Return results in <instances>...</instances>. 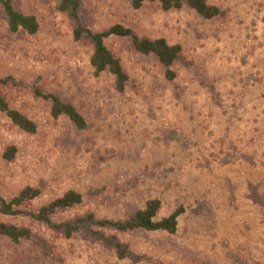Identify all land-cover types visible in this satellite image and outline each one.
Masks as SVG:
<instances>
[{
    "label": "rangeland",
    "instance_id": "obj_1",
    "mask_svg": "<svg viewBox=\"0 0 264 264\" xmlns=\"http://www.w3.org/2000/svg\"><path fill=\"white\" fill-rule=\"evenodd\" d=\"M58 1L13 0L35 16L34 34L11 32L0 10V79L14 81L0 84V94L36 125L25 132L0 111V196L38 189L22 205L36 210L67 190L80 193L55 221L123 219L153 198L157 218L183 212L173 233L102 230L145 257L138 262L83 234L0 214L30 231L18 240L0 235V264H264V0H207L221 11L210 19L186 5L82 0L93 30L120 24L181 47L169 80L152 53L108 37L128 77L120 92L110 72L91 67L92 46L74 39ZM34 87L72 104L86 127L53 117Z\"/></svg>",
    "mask_w": 264,
    "mask_h": 264
},
{
    "label": "trees",
    "instance_id": "obj_2",
    "mask_svg": "<svg viewBox=\"0 0 264 264\" xmlns=\"http://www.w3.org/2000/svg\"><path fill=\"white\" fill-rule=\"evenodd\" d=\"M132 8H139L145 2H157L163 10L179 9L186 5L196 11L205 19L219 16L221 11L207 0H128ZM58 10L65 13L72 23V34L76 40H86L92 46L90 65L96 73L110 72L114 77V87L117 91H123L127 82V74L119 59L105 44L110 36L129 38L132 46L143 54L152 53L164 69V75L172 80L175 72L172 65L181 60V47L178 44L171 45L164 38H146L139 36L131 28L120 24H114L103 30H93L84 21L82 16V0H59ZM2 11L7 27L11 32L22 30L28 34H34L38 30V22L34 15L24 14L14 6L13 0H0ZM14 82L11 77L0 79V84ZM33 93L51 103L50 113L53 117L66 116L78 129L86 127L85 118L70 103L62 101L53 93L44 92L34 87ZM0 111L21 130L33 133L36 130L35 123L28 119L20 111L9 106L5 98L0 94ZM39 194V190L26 187L18 195L7 200L0 196V214L6 216H28L47 227L62 233L65 237H71L75 233L83 234L84 237L96 239L106 246L113 248L119 258H129L133 262L144 260L143 255L134 253L127 244L118 240L114 234L106 235L102 230L126 232L134 229L163 230L173 233L177 228V218L183 212L179 207L169 215L157 218L160 209V200L157 198L146 201L142 208L129 213L123 219L97 218L93 213L77 215L73 218L55 221L52 218L57 211H62L79 204L82 195L74 190H67L61 196L54 198L41 205L36 210H27L22 207ZM0 235L12 240L28 238L30 231L24 227L0 221Z\"/></svg>",
    "mask_w": 264,
    "mask_h": 264
}]
</instances>
